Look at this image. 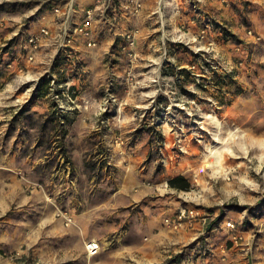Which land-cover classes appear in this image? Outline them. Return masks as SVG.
Here are the masks:
<instances>
[{"label":"rangeland","instance_id":"1","mask_svg":"<svg viewBox=\"0 0 264 264\" xmlns=\"http://www.w3.org/2000/svg\"><path fill=\"white\" fill-rule=\"evenodd\" d=\"M50 1L71 0H0V43L20 42L24 51ZM94 2L73 0L76 9ZM108 3L97 11L91 43L73 34L62 57L55 45L41 75L20 67L23 79L0 104L10 118L0 126L12 128L3 144L40 178L38 193L0 213V264L17 253L24 264H96L101 249L90 257L85 244L107 232L105 215L110 224L126 218L119 244L148 242L136 237L149 230L139 222L145 201L119 208L118 217L101 207L110 194L129 198L143 189L208 212L207 231L223 232L230 219L264 249V0ZM176 177L187 190L169 186ZM160 216L167 226L168 213ZM205 237L201 253H174L171 264L211 255ZM114 261L134 259L121 252Z\"/></svg>","mask_w":264,"mask_h":264},{"label":"crops","instance_id":"2","mask_svg":"<svg viewBox=\"0 0 264 264\" xmlns=\"http://www.w3.org/2000/svg\"><path fill=\"white\" fill-rule=\"evenodd\" d=\"M37 25L39 27L34 32L37 33L41 28L48 27L49 36L43 41L38 51L35 52L34 56L36 60L31 64L28 63L29 65L24 58L26 56L27 59V50H29L27 43L23 44L24 51L22 50L20 42L8 47L6 44L0 43V86L3 87V89H0V104L5 102V100L8 101L12 92L20 84V79H23L17 71L18 68L27 67L30 74L33 73L34 76H38L48 71L49 67L52 66L53 55L56 54L53 48L59 40L58 33L60 26L58 24V18L49 9L40 17ZM57 53L62 57L64 50L62 49ZM45 66L47 67L45 68ZM8 119H10L9 115L7 118V115L2 113L0 109V120L7 123ZM10 129L12 128H8L5 125L0 126V147L6 146L4 150L0 151V201L3 200L5 202V205L0 208V213H4L12 203H16L17 199L26 198V192L33 194L39 192L36 186L38 185L37 183H40V178L33 170L34 165H29L26 163V160H21L15 150L7 149L11 147V144H3V136L8 134ZM151 193L149 190L143 189L139 195H131L129 198H121L117 194H110L108 200L101 205V207L112 209L110 213L114 217H118L119 208H125L135 205L139 201H145L147 204L144 206V209L147 216H141L139 222L149 230H146V234L145 231L140 230V233L138 232L139 234L137 233L136 237L139 239L140 237H144V235H148V242L138 243L137 241H132L127 244H119L117 242L120 238L118 233L120 230L119 227L125 222L126 218L123 217L120 220L114 218L111 222L112 224H110L107 221L109 217L105 215L103 216L106 219L103 221V228L107 232L101 236L91 237L94 241L98 242L102 251L97 257V260H100L98 262L96 261V264H119V262L115 263L114 259L121 252L130 255L134 259L133 264H171V257L174 253H186L193 250L194 252L195 250L200 252L199 246L201 243L198 239L203 231L207 232L205 240L211 249V255L207 257L200 255L196 260L191 262L186 261L185 263L182 261L180 264H264V249L262 248V244L260 245L262 243L261 240L254 241L251 249L247 247L246 241L251 236L248 231L240 230L241 235L245 239L244 243L226 244V234L224 231L211 232L214 229L207 231L209 228L207 226L196 225L191 230L182 227L175 231L164 226L160 218V213H168L169 217H173L183 206L181 207L180 201L171 199L169 196L160 198ZM28 197L32 199V196ZM49 207L51 208L50 205ZM67 210L68 212L66 210L65 212L72 216L73 207L71 208L70 206ZM116 211H118L117 214L115 213ZM49 221L51 223L54 221L53 223L56 227L55 216H52V219L49 218ZM72 232V228L69 230L65 229L67 235ZM82 236L87 238V233L83 228ZM110 237L113 240H109L108 238ZM119 247L122 249H119ZM8 261H13L11 264H24L25 257L22 254V256L16 257V259H10ZM124 264H128V262L125 261Z\"/></svg>","mask_w":264,"mask_h":264},{"label":"built area","instance_id":"3","mask_svg":"<svg viewBox=\"0 0 264 264\" xmlns=\"http://www.w3.org/2000/svg\"><path fill=\"white\" fill-rule=\"evenodd\" d=\"M109 0H95L92 6L82 7L76 9L73 0L69 2L62 3L60 1H50L46 5L49 7L50 11L58 18V24L60 30L58 33V41L56 43L57 51H61L65 47L71 44L73 34H78L82 36L86 41L91 43V27L95 20L97 11L105 12L109 8ZM131 6L135 9L139 7L138 0H130ZM79 14V22L75 24V15ZM72 23L76 26L72 27ZM49 36L48 27H43L39 32L30 35L27 40L29 50H27L28 61L33 60L35 52L41 47L43 41ZM18 72H22V68L18 69ZM53 81H51V84ZM66 223L70 221V218L64 217ZM213 220L208 212L194 206H184L179 209V211L174 214L173 217L167 218L165 224L173 229L186 228L188 230L193 229L196 225H201L206 227ZM226 234V242L231 243H244L241 231L237 226L236 222L232 220H226L220 225ZM211 230V229H210ZM209 230V231H210ZM206 231L201 232V236H205ZM249 249L254 245V237L246 241ZM85 250L87 255L94 257L100 252V245L97 242L89 241L85 244ZM18 253L16 257H18Z\"/></svg>","mask_w":264,"mask_h":264},{"label":"trees","instance_id":"4","mask_svg":"<svg viewBox=\"0 0 264 264\" xmlns=\"http://www.w3.org/2000/svg\"><path fill=\"white\" fill-rule=\"evenodd\" d=\"M168 184L171 188L179 189V190H187L189 187L188 182L182 177H176L173 179H170L168 181Z\"/></svg>","mask_w":264,"mask_h":264},{"label":"bare ground","instance_id":"5","mask_svg":"<svg viewBox=\"0 0 264 264\" xmlns=\"http://www.w3.org/2000/svg\"><path fill=\"white\" fill-rule=\"evenodd\" d=\"M218 139H219V136H218ZM225 142V141H224ZM241 146V145H240ZM212 156L214 157V163L212 164H217L218 162H221L222 161V158H221V155L218 153V152H214L212 154ZM217 171V170H216Z\"/></svg>","mask_w":264,"mask_h":264}]
</instances>
